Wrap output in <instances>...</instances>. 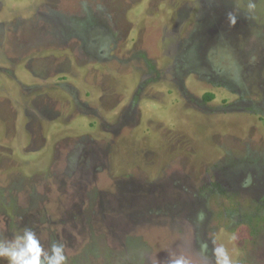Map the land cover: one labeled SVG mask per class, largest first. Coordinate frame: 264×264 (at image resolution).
Wrapping results in <instances>:
<instances>
[{
  "label": "rangeland",
  "instance_id": "1",
  "mask_svg": "<svg viewBox=\"0 0 264 264\" xmlns=\"http://www.w3.org/2000/svg\"><path fill=\"white\" fill-rule=\"evenodd\" d=\"M248 2L0 0V235L31 228L68 264L195 261L211 238L264 264V0Z\"/></svg>",
  "mask_w": 264,
  "mask_h": 264
},
{
  "label": "clouds",
  "instance_id": "2",
  "mask_svg": "<svg viewBox=\"0 0 264 264\" xmlns=\"http://www.w3.org/2000/svg\"><path fill=\"white\" fill-rule=\"evenodd\" d=\"M256 7L255 0H249V11ZM230 24L236 23L235 15L229 13ZM250 183V178L245 184ZM204 213L198 216L203 220ZM212 239L211 257L208 255L207 242L201 243V253L194 261L192 256L186 251L168 252L166 264H235L233 257L230 255L228 248L223 243H217L215 238ZM185 245L191 246V240L186 239ZM7 261V264H68V257L65 254V245L59 242H53L50 247L45 248L38 237L37 233L28 227L23 228L15 233L11 238L0 235V264ZM153 264H160L155 260Z\"/></svg>",
  "mask_w": 264,
  "mask_h": 264
}]
</instances>
